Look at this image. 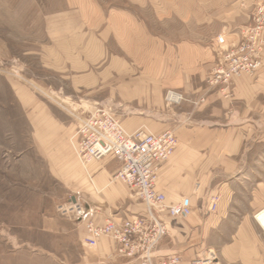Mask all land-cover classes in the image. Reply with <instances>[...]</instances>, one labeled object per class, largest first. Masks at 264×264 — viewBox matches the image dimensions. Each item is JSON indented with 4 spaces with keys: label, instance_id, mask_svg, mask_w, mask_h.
<instances>
[{
    "label": "crops",
    "instance_id": "crops-1",
    "mask_svg": "<svg viewBox=\"0 0 264 264\" xmlns=\"http://www.w3.org/2000/svg\"><path fill=\"white\" fill-rule=\"evenodd\" d=\"M157 1L151 9L136 1V11L123 5L106 9L98 0L74 1L71 11L57 14L48 26L42 65L59 73L56 91L65 98L71 95L65 80L73 94L84 89L89 98H99L85 100L88 104L107 106L119 98L116 105L124 113L117 117L128 132L140 127L161 132L189 117L174 129L178 145L158 168L156 190L167 204L188 196L192 210L185 218L163 217L168 233L155 256L178 254L188 264L213 252L216 264H264V177L248 182L241 173L258 160L264 144V49L261 68L234 78L228 93L203 88L216 64L217 37L237 42L260 0ZM148 16L159 26L150 27ZM13 85L21 103L33 104L23 85ZM165 90L182 99L165 103ZM200 96L204 100L193 106ZM38 108L43 110L39 118ZM30 111L32 133L60 183V199L78 195L87 219L96 224L144 214L136 191L112 180L116 158L81 164L68 142L76 124L38 104ZM213 195L220 196L215 212L208 210ZM41 226L51 241L35 250L42 264H140L117 256L108 237L88 246L84 225L72 219L44 217Z\"/></svg>",
    "mask_w": 264,
    "mask_h": 264
},
{
    "label": "rangeland",
    "instance_id": "rangeland-1",
    "mask_svg": "<svg viewBox=\"0 0 264 264\" xmlns=\"http://www.w3.org/2000/svg\"><path fill=\"white\" fill-rule=\"evenodd\" d=\"M74 1L76 0H0V264H42V259L35 255V250L41 244L49 245L51 241L42 230L41 221L44 217L60 218L56 206L70 199H60V183L51 174L32 133V106H43L54 117L77 126V117L85 116L94 106L85 100L99 99L89 98L88 91L84 89L73 94L69 89V80L62 84L71 95L67 98L61 96L56 91L61 83L59 73L42 65L43 47L50 42L48 26L57 14L71 11ZM98 1L106 9L123 5L133 11L139 6L136 1L143 2ZM152 1L143 2H146V9L152 8ZM157 2L163 5L166 1ZM146 21L150 27L159 26L152 16L146 17ZM163 26L160 25L162 32ZM15 82L23 85L29 95H32L33 104L29 103L28 106L21 103L14 91ZM203 88L207 89L205 81ZM167 92L168 90L164 92L165 103ZM114 100L107 107L116 112V116L123 114L120 104L116 105L119 98ZM203 100L204 97L200 96L192 105ZM37 110L39 118L43 110ZM189 120V117L185 120L176 119L170 129L174 130L176 126L188 123ZM75 141L74 130L68 138L74 153ZM258 153V160L248 162L241 171L245 175L243 179L248 182L264 177V144L258 149ZM80 163L83 164L81 161Z\"/></svg>",
    "mask_w": 264,
    "mask_h": 264
},
{
    "label": "built area",
    "instance_id": "built-area-1",
    "mask_svg": "<svg viewBox=\"0 0 264 264\" xmlns=\"http://www.w3.org/2000/svg\"><path fill=\"white\" fill-rule=\"evenodd\" d=\"M264 49V0L253 8L251 23L244 26L237 42L227 44L222 36L217 37L216 64L206 75L207 88L228 93L232 80L240 76H253L262 66ZM166 101L177 103L182 96L168 91ZM74 150L85 164L105 156L119 161L112 180H118L133 188L145 205L142 215L116 221L107 219L96 224L87 219L84 201L76 196L60 202L57 214L62 218L82 223L87 236L85 243L95 248L98 239L108 237L115 243V254L135 259L140 264H183L178 254L155 256V247L167 235L165 218H185L192 210L190 198L167 204L165 196L156 190L157 171L167 161L178 145L172 129L151 132L138 128L128 132L114 111L106 105L97 104L82 117H77ZM196 184V188H198ZM219 195L209 199L208 210L215 212ZM213 252L190 260L188 264H216Z\"/></svg>",
    "mask_w": 264,
    "mask_h": 264
},
{
    "label": "bare ground",
    "instance_id": "bare-ground-1",
    "mask_svg": "<svg viewBox=\"0 0 264 264\" xmlns=\"http://www.w3.org/2000/svg\"><path fill=\"white\" fill-rule=\"evenodd\" d=\"M261 211H262V212H261V213H262V215L264 216V212H263V210H261Z\"/></svg>",
    "mask_w": 264,
    "mask_h": 264
}]
</instances>
